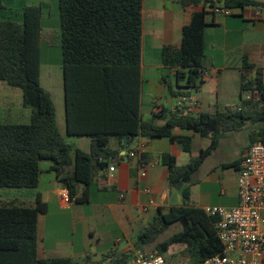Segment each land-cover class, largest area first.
I'll list each match as a JSON object with an SVG mask.
<instances>
[{
    "label": "trees",
    "instance_id": "obj_1",
    "mask_svg": "<svg viewBox=\"0 0 264 264\" xmlns=\"http://www.w3.org/2000/svg\"><path fill=\"white\" fill-rule=\"evenodd\" d=\"M143 2L59 0L66 131L71 137L90 138L89 153L63 139L57 127L54 101L41 83L42 9L26 8L21 13L22 23L0 18V82L20 89L23 105L33 109L29 124L0 123V189H37L41 164L48 162L63 187L69 190L72 202L83 204L88 202L90 186L99 173L106 171L113 160H121L119 151L109 147L112 139L120 145L124 139L126 144L138 139H166L191 156L193 139L199 137L206 144L186 165L179 166L171 154L162 155L169 173L168 185L171 190L180 191L183 203L167 212L159 210L136 241L139 251L156 244L155 252L162 256L175 246H184L182 255L188 264H198L222 254L223 246L217 219L191 203V186L226 133L240 129L251 118L264 123V70L254 71L255 67L245 61L240 71L241 105L231 112L225 107L223 112L215 114H185L175 108L172 112L155 113L144 121L141 114ZM179 2L185 10L201 4L203 9L194 12L184 26L180 48L162 49L163 65L176 73L178 90L171 88L174 98L198 92L205 83L206 30L214 6L222 4L242 10L260 5L256 0ZM5 11L0 0V12ZM249 92L260 94L257 103L244 100ZM252 105L255 111L251 113L247 108ZM255 143L264 144V128L252 140ZM241 162L224 167L240 170ZM80 187L84 188L82 192ZM47 213L48 205L40 194L36 195L33 206L14 201L0 204V264L102 263L93 262L91 257L82 261L40 257L38 220ZM177 224L180 231L157 243ZM131 258L122 254L114 262L127 264Z\"/></svg>",
    "mask_w": 264,
    "mask_h": 264
},
{
    "label": "crops",
    "instance_id": "obj_2",
    "mask_svg": "<svg viewBox=\"0 0 264 264\" xmlns=\"http://www.w3.org/2000/svg\"><path fill=\"white\" fill-rule=\"evenodd\" d=\"M256 1L260 3L257 8L264 10V0ZM3 6L6 11L0 12V18H10L18 23H22L21 13L26 8L40 7L43 11L41 45L47 42L49 46H61L59 0H3ZM202 9L201 4L185 10L179 0H144L141 94V114L144 121L150 120L155 113L172 112L175 109L171 88L178 90L176 73L163 65L162 49L180 48L184 26L189 23L194 12ZM208 22V54L205 59L208 78L204 79L205 83L198 92L190 94L199 102L198 108L192 112L195 114H215L221 107H235L234 101L240 93V71L245 61L255 67L254 71L264 70V19H255L250 13L227 18L210 15ZM146 96L153 100L152 106L147 107V110L143 104ZM259 98L258 92L244 95V100L252 104L257 103ZM247 111L254 112V106H249ZM56 121L61 136L68 144L86 153L90 152V138L67 135L66 115L64 136L58 126L57 111ZM248 122L257 125L261 123L258 118H251ZM196 138L198 137H194L193 142ZM123 145L124 149L121 148ZM109 147L119 151L121 160H113L106 171L99 173L90 186L88 202L83 204L72 202L64 205V187L57 174L51 170L50 163L41 164L42 172L39 186L35 189V198L37 194L41 195L48 205V213L38 220L40 257L72 258L75 261L91 257L93 262L115 264L116 258L129 254L132 258L127 264H135L134 256L139 251L136 248L137 236L158 215L159 210L167 212L171 207L182 205L181 193L174 195L175 190H171L168 185L169 173L162 163V155H173L178 165L183 166L192 157H197L200 150L197 154L192 152L190 156L166 139H138L134 143L122 145L112 139ZM215 152L196 174L191 186V203L202 209H230L238 205L239 169L224 167L235 161L211 163ZM111 168L115 171L111 172ZM142 172L146 173L145 177ZM210 184L222 185L220 197L216 191L207 189ZM146 189L150 193H146ZM83 190L84 188H79V192ZM120 194H124V200H120ZM151 199L155 201V206L150 207L148 212H143ZM11 201L18 202L17 199ZM50 213L51 236L47 235ZM152 249L150 246L144 252H152Z\"/></svg>",
    "mask_w": 264,
    "mask_h": 264
},
{
    "label": "built area",
    "instance_id": "obj_3",
    "mask_svg": "<svg viewBox=\"0 0 264 264\" xmlns=\"http://www.w3.org/2000/svg\"><path fill=\"white\" fill-rule=\"evenodd\" d=\"M214 17L227 18L234 15L251 14L255 19H264V10L257 7L232 10L217 4L211 10ZM208 78L205 73L204 79ZM199 106L198 100L191 95L174 98V108L185 114L193 112ZM111 172L115 169L111 168ZM145 177L146 173L142 172ZM238 205L233 208L206 207L207 215L217 219V230L223 246L222 254L206 259L198 264H264V144L250 147L240 165L237 178ZM150 193L149 189L145 190ZM120 194V200H124ZM64 205L72 203L70 192L64 188L62 194ZM155 206L150 200L143 208L148 212ZM135 264H170L167 259L156 252L137 251Z\"/></svg>",
    "mask_w": 264,
    "mask_h": 264
},
{
    "label": "rangeland",
    "instance_id": "obj_4",
    "mask_svg": "<svg viewBox=\"0 0 264 264\" xmlns=\"http://www.w3.org/2000/svg\"><path fill=\"white\" fill-rule=\"evenodd\" d=\"M208 51H206V55ZM147 62V58H146ZM41 68L42 78L41 83L43 88L48 91L55 104V108L58 115V126L61 133L65 134V100H64V82H63V55L62 47L60 45L49 46L47 42L41 45ZM153 100L146 96L144 98V109L151 107ZM235 107H227V111L231 112L241 105L240 93L237 99L234 101ZM225 109L220 108V112ZM33 114L31 107H25L23 105V94L20 89L8 86L5 83L0 82V123H19L29 124L30 118ZM147 118V117H146ZM147 120V119H145ZM264 128V123L258 125L254 122H248L238 130H233L224 135L220 142V146L215 152L211 163L222 162L223 164L241 160L243 161L247 151L251 146L258 144H252V140L256 138L257 133ZM205 141L201 138H196L193 142V152L197 154L201 148H204ZM48 162L42 163L46 165ZM222 164V165H223ZM183 165V164H181ZM221 166V165H219ZM221 169V167H220ZM221 173V171H218ZM196 178V176H195ZM199 182H201L199 180ZM194 184V182H193ZM192 184V185H193ZM204 187V185H203ZM217 192L220 197V191L222 185L210 184L207 188ZM180 191H173L176 195ZM35 198V190L33 189H0V204L3 202H10L13 199H17V204L24 206H33ZM24 201H20V200ZM32 201V203H29ZM15 202V201H14ZM22 202V203H19ZM24 202V203H23ZM227 208V207H225ZM51 210V207H50ZM47 235L51 236V213L48 219ZM181 230L179 224L172 226L167 232H165L157 241V243L163 242L176 232ZM67 235V232H66ZM156 244L152 245V252H155ZM184 246H175L171 248L168 254L164 256L170 262V264H188V260L182 255Z\"/></svg>",
    "mask_w": 264,
    "mask_h": 264
},
{
    "label": "water",
    "instance_id": "obj_5",
    "mask_svg": "<svg viewBox=\"0 0 264 264\" xmlns=\"http://www.w3.org/2000/svg\"><path fill=\"white\" fill-rule=\"evenodd\" d=\"M126 142H127V140L124 139V140H123V144H126ZM121 148L124 149V145H123Z\"/></svg>",
    "mask_w": 264,
    "mask_h": 264
}]
</instances>
